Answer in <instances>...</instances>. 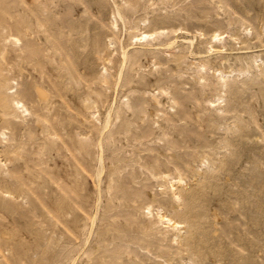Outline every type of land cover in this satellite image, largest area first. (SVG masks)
I'll use <instances>...</instances> for the list:
<instances>
[{"label": "rangeland", "instance_id": "rangeland-1", "mask_svg": "<svg viewBox=\"0 0 264 264\" xmlns=\"http://www.w3.org/2000/svg\"><path fill=\"white\" fill-rule=\"evenodd\" d=\"M0 264H264V0H0Z\"/></svg>", "mask_w": 264, "mask_h": 264}]
</instances>
